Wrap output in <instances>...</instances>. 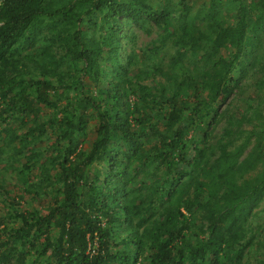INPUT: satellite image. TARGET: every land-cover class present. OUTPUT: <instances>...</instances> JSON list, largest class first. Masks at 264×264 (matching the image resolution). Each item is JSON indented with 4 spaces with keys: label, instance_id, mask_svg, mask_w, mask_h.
<instances>
[{
    "label": "trees",
    "instance_id": "1",
    "mask_svg": "<svg viewBox=\"0 0 264 264\" xmlns=\"http://www.w3.org/2000/svg\"><path fill=\"white\" fill-rule=\"evenodd\" d=\"M131 25L162 32L136 49ZM263 32L264 0H0V264L261 248ZM7 171L44 206L18 208Z\"/></svg>",
    "mask_w": 264,
    "mask_h": 264
},
{
    "label": "rangeland",
    "instance_id": "2",
    "mask_svg": "<svg viewBox=\"0 0 264 264\" xmlns=\"http://www.w3.org/2000/svg\"><path fill=\"white\" fill-rule=\"evenodd\" d=\"M193 2V9L196 10L200 7H202L203 5H205V3H209L210 0H191ZM162 31L160 29H158L155 26L151 27V33H146L142 28L137 27L136 25H131V27H129L127 30H125V34L128 36L134 35V44L133 46L138 49V48H142L147 44H150V41L152 40H156L158 35L161 33ZM263 46L262 48H264V32H263ZM125 44H127V40L124 39L123 41ZM158 44V42L156 43ZM132 46L131 43L128 45V47ZM164 51L166 52H172V48L170 49V45L168 44L167 47L164 48ZM163 52V51H162ZM225 54H228L229 51L225 50L224 52ZM162 56H159L158 59L159 60H163V58L161 59ZM165 60L167 59V57H164ZM148 81V80H147ZM133 99V98H132ZM225 124L224 121H221V123L219 125H217L216 127L212 128L211 131V136L210 139H212V144H214L215 146L217 145V143H215L216 138H218L220 136V134L222 133V125ZM247 127V126H246ZM249 127V126H248ZM197 136L201 137V133H196ZM93 136V134H91L90 138ZM237 143V142H236ZM200 147H202L203 145L200 144ZM252 145H249L243 152L242 157L245 156L248 151L250 150ZM233 145L229 146L228 149L229 150H233ZM218 152V150H217ZM241 157V158H242ZM213 158V157H212ZM241 160V159H240ZM2 172L1 170V166H0V173ZM15 173H13V176L11 174L10 171H7L6 174L4 175V179L6 180V188L10 190V194H18V195H22L24 196V200H21L20 204L18 205V208H25V207H37L38 209H40L41 207L44 206V201L43 200H39V201H33L28 194L22 192L19 190L18 186H17V182L16 179L14 178ZM264 207V202H261L259 204V207H257L254 211H258V215L253 218L251 220L250 226L252 227H256L259 224L264 225V210H262ZM6 213V208H4L0 202V215H4ZM196 234H199L198 231H196ZM255 238L256 240L259 242H263V245L261 246V248H259V246H254L251 251L246 255L245 258H243L242 263L241 264H262L261 262L264 261V226L262 231H257L255 234Z\"/></svg>",
    "mask_w": 264,
    "mask_h": 264
}]
</instances>
